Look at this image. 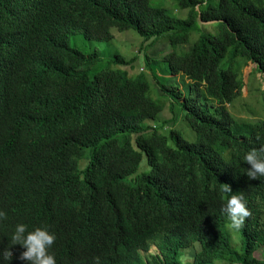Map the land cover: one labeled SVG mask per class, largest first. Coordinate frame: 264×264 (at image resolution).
I'll return each mask as SVG.
<instances>
[{
    "label": "trees",
    "instance_id": "trees-1",
    "mask_svg": "<svg viewBox=\"0 0 264 264\" xmlns=\"http://www.w3.org/2000/svg\"><path fill=\"white\" fill-rule=\"evenodd\" d=\"M175 1L186 17L149 0H0V211L7 214L0 252L13 253L0 264H28L19 259L26 249L12 245L18 224L55 234L49 253L56 264H179L181 250L196 243L194 263L264 264L255 256L264 249V177L250 180L244 161L264 145V118H238L227 106L242 95L249 64L256 68L248 78L264 80V0ZM198 21L223 28L201 33L185 54L172 50L163 58L196 96L152 75L181 104L193 141L175 128L144 124L163 105L148 97L140 69L136 78L112 70L90 77L84 70L98 53L68 42L73 29L110 41L116 28L146 41L171 32L173 45ZM135 57L116 54L114 61L128 65ZM256 92L264 95L259 84ZM142 155L144 172L128 185ZM223 183L243 192L252 213L240 230L242 254L226 230ZM152 247L157 254L144 259L141 252Z\"/></svg>",
    "mask_w": 264,
    "mask_h": 264
},
{
    "label": "rangeland",
    "instance_id": "rangeland-1",
    "mask_svg": "<svg viewBox=\"0 0 264 264\" xmlns=\"http://www.w3.org/2000/svg\"><path fill=\"white\" fill-rule=\"evenodd\" d=\"M216 1H214L215 3ZM149 4L152 7H160L166 9L171 15L184 18L186 17L187 10H182L179 8L175 0H149ZM223 27L218 25L216 22H197V25L189 32L188 38L185 42L178 44H171L170 33L163 34L156 38H151L149 40H144L139 36L133 29H127L123 31H118L116 28H112L114 33V38L110 41H100L94 39H87L81 29H73L70 32L68 42L70 46L80 49L86 54H92L94 52L98 53V60L93 66L85 69L84 72L90 77L98 72L102 71H121L127 72L128 76L136 78L139 72H143L148 84L149 91L148 97L156 102L163 105V110L158 114L157 118L154 120L144 121L145 125H156L161 126L160 130L175 128L188 140L193 141L195 139V133L186 124L184 120V111L179 102L171 99L167 92L160 91L159 86L156 81L161 86L168 87L171 89H179L184 95L191 97L196 96L195 91H190L189 81L182 75L173 77L167 71L166 64L163 60L164 56L170 51L174 50L178 54H185L192 47L193 43L197 40L198 36L203 32H208L213 35H218ZM175 33L179 32L177 30ZM137 53V55H136ZM116 54H120L125 61H129L130 58L135 57L128 65H123L120 62L114 61ZM224 65V64H223ZM256 66L254 64H249L243 70V82L244 87L242 88V95L236 98L231 104L227 105L229 111L236 117L245 120H258L264 118V95L256 92L258 89V84L264 91V80L260 74H256V79L248 78L250 74L254 72ZM140 69V71H139ZM155 77V79L152 77ZM254 88H251V87ZM251 88V89H250ZM250 89L249 92L248 90ZM202 98V97H201ZM180 101V100H179ZM209 102H213L210 100ZM173 104V106H172ZM174 117V119H173ZM159 130V131H160ZM166 131L165 133H167ZM133 142V136H130ZM90 155V148L87 149L84 158L80 161L79 171L85 168L88 163ZM144 172V156L142 155L139 167L136 173L126 180L128 185H131V180L135 176L141 175ZM231 221L229 220L226 225V230L230 236V244L232 249L238 253H243V237L240 230H235L229 227ZM191 252L193 257L196 252L200 250V245L196 243L193 247L189 249H184ZM184 250H181L184 251ZM143 258H147L149 255L157 254V250L152 247L148 253H143ZM181 255V253H180ZM255 256L259 260H264V249L261 247L255 252ZM193 264H200L194 263ZM202 264H227L222 260H215L213 262H207ZM233 264H238L234 262Z\"/></svg>",
    "mask_w": 264,
    "mask_h": 264
},
{
    "label": "clouds",
    "instance_id": "clouds-1",
    "mask_svg": "<svg viewBox=\"0 0 264 264\" xmlns=\"http://www.w3.org/2000/svg\"><path fill=\"white\" fill-rule=\"evenodd\" d=\"M244 161L250 165V169L246 172L250 180L264 177V145L259 149L252 148L249 150L244 157ZM221 188L223 193L228 196L222 211L228 215L231 221L229 227L241 230L245 225V221L252 215L247 207L244 194L242 191L234 193L231 186L227 183L221 184ZM5 219H7V214L4 211H0V220ZM11 239L12 245L19 244L26 249L20 254L19 259L27 261L28 264H56L54 255L49 253L56 236L54 233H50L46 227H37L33 231H27L26 225L18 224ZM0 256L5 261H10L13 258L10 247H5L0 252ZM178 260L179 264H192L193 257L190 251L184 250Z\"/></svg>",
    "mask_w": 264,
    "mask_h": 264
}]
</instances>
